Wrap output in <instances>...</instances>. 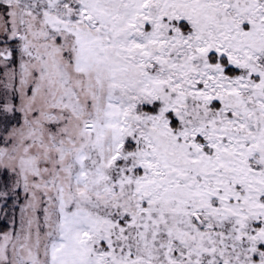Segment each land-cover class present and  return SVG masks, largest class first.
Returning a JSON list of instances; mask_svg holds the SVG:
<instances>
[{"label":"snow or ice","instance_id":"obj_1","mask_svg":"<svg viewBox=\"0 0 264 264\" xmlns=\"http://www.w3.org/2000/svg\"><path fill=\"white\" fill-rule=\"evenodd\" d=\"M0 264H264V0H0Z\"/></svg>","mask_w":264,"mask_h":264}]
</instances>
